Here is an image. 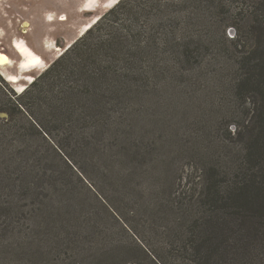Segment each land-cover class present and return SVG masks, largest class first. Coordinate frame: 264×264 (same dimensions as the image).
I'll return each instance as SVG.
<instances>
[{
    "label": "rangeland",
    "instance_id": "rangeland-1",
    "mask_svg": "<svg viewBox=\"0 0 264 264\" xmlns=\"http://www.w3.org/2000/svg\"><path fill=\"white\" fill-rule=\"evenodd\" d=\"M119 1L0 0V53L9 58L0 73L9 87L20 93ZM225 1L216 18H234L237 27L221 29L230 40L248 24L244 3ZM205 37L222 47L215 30ZM19 46L42 63L28 66ZM210 59L203 73L183 76L170 65L149 93L139 86L117 104L109 100L114 131L94 127L85 141L81 131L78 139L51 136L68 159L46 139H29L34 158L10 144L11 157L0 159V264H183L174 240L189 197L214 163L226 168L232 160L222 122L233 103ZM34 174L49 183L32 195L25 186Z\"/></svg>",
    "mask_w": 264,
    "mask_h": 264
},
{
    "label": "trees",
    "instance_id": "trees-1",
    "mask_svg": "<svg viewBox=\"0 0 264 264\" xmlns=\"http://www.w3.org/2000/svg\"><path fill=\"white\" fill-rule=\"evenodd\" d=\"M228 2L120 0L20 93L0 74V159L11 157L13 142L34 158L29 139L36 138L56 144L68 159L66 147L51 136L78 139L79 131L84 137L94 127L114 131L109 100L139 86L149 93L170 65L183 76L203 73L212 57L233 103L228 123L222 122L232 160L226 168L214 163L198 178L174 240L175 256L183 264H264V0H241L248 30L241 35L236 28L230 40L221 29L237 27L234 18H216ZM212 30L220 34L219 49L205 37ZM45 177L32 175L26 191L36 194L49 183Z\"/></svg>",
    "mask_w": 264,
    "mask_h": 264
},
{
    "label": "crops",
    "instance_id": "crops-1",
    "mask_svg": "<svg viewBox=\"0 0 264 264\" xmlns=\"http://www.w3.org/2000/svg\"><path fill=\"white\" fill-rule=\"evenodd\" d=\"M44 1H46L47 3H56V2H58V3H56V4H67V5H70V4H72V3H70V2H72L73 0H43V2ZM89 1V0H88ZM118 1V0H117ZM86 2H87V0H86ZM50 14H52V13H50ZM62 15H64V14H62ZM85 29H87V27L85 28ZM18 48V51L20 52V53H22L27 59H28V66H30V65H35V60H36V58H37V60H39L40 62H41V60L40 59H38V57H33L32 56V54H31V52L28 50V49H26V48H23V47H17ZM17 53V52H16ZM3 54V53H2ZM32 57H31V56ZM9 59V58H8ZM42 63V62H41ZM1 74V73H0ZM1 76L5 79L6 77L3 75V74H1ZM7 79V81L9 82V80H8V78H6ZM11 80V82H16V81H13V80H16V79H14V78H12V79H10ZM23 90V89H22ZM22 90H20V91H22ZM19 91V92H20Z\"/></svg>",
    "mask_w": 264,
    "mask_h": 264
},
{
    "label": "bare ground",
    "instance_id": "bare-ground-1",
    "mask_svg": "<svg viewBox=\"0 0 264 264\" xmlns=\"http://www.w3.org/2000/svg\"><path fill=\"white\" fill-rule=\"evenodd\" d=\"M8 63H9L8 57L5 54L0 53V65H6ZM34 63H36V62H34ZM13 81H15V80H13Z\"/></svg>",
    "mask_w": 264,
    "mask_h": 264
}]
</instances>
